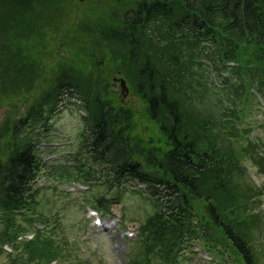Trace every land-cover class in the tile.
I'll use <instances>...</instances> for the list:
<instances>
[{
    "label": "trees",
    "instance_id": "1",
    "mask_svg": "<svg viewBox=\"0 0 264 264\" xmlns=\"http://www.w3.org/2000/svg\"><path fill=\"white\" fill-rule=\"evenodd\" d=\"M95 1L99 8L80 12L83 22L69 25L65 34L72 37L65 38L63 46L70 39L78 52L103 54L106 48L116 51L110 60H128V67L137 71L135 91L147 107L144 129L135 122L137 113L124 107L115 91L84 81L92 77L88 65H82L86 56L78 54L80 59L60 65L40 90L41 83L48 82L42 36L65 21L62 11L68 5L63 0H0V60L7 57L10 70L5 76L0 67V81L12 85L0 84V101L6 89L11 95L25 92L39 99L27 105L11 138L6 127L0 129V254L5 243L20 246V254L7 255L10 264H28L31 252L42 251L44 257L51 247L45 243L36 249L45 242L38 229L31 242L17 244L15 239L35 223L46 225L44 214L36 209L35 186L44 168L37 149L39 129L47 127L54 108L75 100L84 113V129L77 162L60 169V180L70 175L99 178L96 183L108 190L129 183L153 206L140 229L141 249L137 240L131 241L129 256L136 259L126 264H181L184 253L179 249L195 244L218 263L229 256L232 264H256L252 214L245 211L252 206L247 201L252 193L240 176L241 166L232 169L239 159L232 149L235 140L228 136L237 138L238 132L222 122L227 114L210 103L207 77H202L205 69L201 83L193 84L191 77L196 53L205 55L221 79L222 70L228 69L225 64L233 63L230 69L241 79L239 86L231 85L236 98L253 86L264 101V0ZM26 41L28 50L23 47ZM122 69L135 77V71ZM9 75L16 79L14 84ZM254 149L245 154L264 173ZM89 200L109 214L104 195Z\"/></svg>",
    "mask_w": 264,
    "mask_h": 264
},
{
    "label": "rangeland",
    "instance_id": "2",
    "mask_svg": "<svg viewBox=\"0 0 264 264\" xmlns=\"http://www.w3.org/2000/svg\"><path fill=\"white\" fill-rule=\"evenodd\" d=\"M63 4L68 5L62 11L65 21L60 20L61 23L56 30H53L54 33L48 28V34L42 36L46 39L43 43L42 53H48V57L44 60V63H46L44 76L48 79V82L46 80L42 82L40 90H42L43 84L47 86L50 83L60 65L86 56L82 65L84 63L88 65V71L92 72V77L87 78L89 80L83 78L84 81L86 80L87 83L97 81L98 85L115 91L119 102L124 107L131 108L137 113L135 122L140 128L144 129V111H147V107L144 106L143 101L145 100L135 91L138 83L136 81L138 79L136 76L137 71L128 67V60H110L116 51L106 48H104L105 53L103 54L95 52L87 55L78 52L70 39H66L68 45L63 46L64 39L72 37V35L65 34L69 25L73 22H83L79 20L81 18L80 12L89 8H99L98 2L95 0H63ZM8 30L11 29L8 28ZM23 47L28 50L31 45L27 42L24 43ZM78 54L82 56L77 57ZM91 56L93 60L90 59ZM209 63L210 61L204 54L196 53L191 79L193 84H195V80L201 83V80L204 79L201 78V73L205 69L202 77H207L205 80L209 92L206 95L211 96L213 99L210 103L218 105L221 109L220 113L227 114L226 117L221 119L222 122H228V127H234L238 132L237 138L228 136V139L235 140L232 149L239 159L232 169H236L237 165L241 166L240 176L252 193V196L247 200L249 205L252 206L245 211L248 215L249 211L252 214L254 231L252 230L251 233L254 247H256L254 249L256 264H264V173L255 164L254 158L249 159L245 154V152L255 150L254 148L257 147L256 153L259 154L257 157L264 164V101L260 95L253 93L255 92L252 90L255 89L253 86L251 89H248L249 86L246 87L245 94L236 98L235 91L231 90V85L239 86L241 79L240 76H235L234 71L230 69L235 64H225L228 69L222 70L220 75L223 79H221L215 76L216 74ZM6 64L7 57H2L0 67L3 69L5 76L6 72L7 74L10 73V70L7 71ZM122 68L127 69L129 72L135 71V77L127 75L126 70ZM27 70H29V64ZM29 79L27 77V83ZM121 79L125 81L127 86L126 96H123L120 92ZM15 82L16 79L9 75V83L14 84ZM0 84L5 87L12 86L8 85L7 80L4 81V79L0 81ZM10 90L6 89L3 92V101H0V129L6 127L4 131L8 138H11L13 125L18 121V118L23 117L27 105L32 101L39 100L26 95L25 92L19 95H11ZM0 94L2 95V93ZM54 113L48 119L47 127H45L48 131L45 128L39 129V133L41 132L42 135H39L40 141L37 148L38 155L44 162V168L40 172L35 186L39 189V204L36 209L37 213L44 214L45 219L42 223L46 224V227L35 223L38 228L33 225L32 230L27 232L29 234L33 233L35 238L37 231L35 229L40 230V239L44 238L45 242L37 243V250L43 249L47 244H51V247L47 246L49 250L46 249L47 252L44 253V257L42 251L31 252V260L28 264H126L129 260L135 258L129 256L131 241L135 242L137 240V248L138 250L141 249L140 229L146 216L151 213L153 206L147 200V195L138 194L134 191L135 188L132 184L129 183H126L123 189L108 190L105 186L96 183L99 178L82 179L80 176L77 178L75 175H70L64 178L69 180H60V169L77 162L76 152L84 129L82 120L84 113L79 104L70 100L64 102V104L61 103L59 112L54 111ZM220 123L219 121L218 124ZM249 145L252 146L244 151ZM79 158L83 159L80 155ZM138 188L143 189V186L139 185ZM93 195H104L109 214L104 215L101 211L95 209L90 201L91 199L87 201L88 198H93ZM196 207L195 202L193 208ZM96 218H100L99 224ZM2 219L3 215L1 214L0 222ZM17 219L21 227H25L21 217H17ZM54 230L56 231L53 234ZM49 233L52 234L53 239L49 238ZM10 245L13 249V253L10 254L11 257L20 254V246L15 248L14 245ZM179 250L184 253L181 264H225L226 258L228 264L234 262V258L231 260L229 256H226L218 263L217 259L202 250L197 244L187 247L185 250L181 247ZM21 256L25 257V254H21ZM10 263L11 258H8L6 253L0 254V264Z\"/></svg>",
    "mask_w": 264,
    "mask_h": 264
},
{
    "label": "water",
    "instance_id": "3",
    "mask_svg": "<svg viewBox=\"0 0 264 264\" xmlns=\"http://www.w3.org/2000/svg\"><path fill=\"white\" fill-rule=\"evenodd\" d=\"M120 86H121V90H120L121 94H122L123 96H126L128 90H127V86H126V84H125V81L122 80V79L120 80Z\"/></svg>",
    "mask_w": 264,
    "mask_h": 264
}]
</instances>
